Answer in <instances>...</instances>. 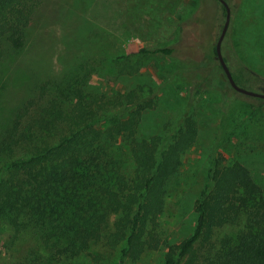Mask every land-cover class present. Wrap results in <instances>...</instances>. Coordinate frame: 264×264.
Segmentation results:
<instances>
[{
	"label": "trees",
	"instance_id": "obj_1",
	"mask_svg": "<svg viewBox=\"0 0 264 264\" xmlns=\"http://www.w3.org/2000/svg\"><path fill=\"white\" fill-rule=\"evenodd\" d=\"M206 1L199 0L204 13ZM212 1L226 18L224 5ZM225 1L234 22L236 8ZM39 5L40 0H0V61L2 40L15 49L23 47L24 30ZM212 51L217 58L216 46ZM173 53V48H155L138 54L173 57ZM234 59L232 67L224 57L236 83L256 82L246 74L253 72L237 54ZM193 69L183 62L174 74L188 83L182 88L186 90L182 97L185 111L192 108L193 114L181 116L169 136L139 133L144 113L162 105L159 96L145 98L138 93L128 102L118 92L109 100L118 97L120 102L105 105L87 93L86 79L99 69L84 54L59 79L40 89L39 97L28 104L31 114H15L12 126L0 137V217L17 234L32 233L37 241L32 251L34 264L87 255L101 240H108V245L123 242V257L137 260L161 240L159 220L180 173L182 156L201 129L194 114L200 98L210 88L221 90L223 113L228 116L225 92L230 89L241 94L230 86L219 61L211 74L214 83L197 80ZM106 71L113 73L112 69ZM259 100L264 110V100ZM131 107L135 109L131 111ZM26 108L29 113L30 106ZM116 144H121L119 150ZM194 214L192 234L168 248L164 264H200L195 254L201 244L209 248L202 264H264V193L243 164L214 153ZM242 225V230L222 237L221 246L216 247V230Z\"/></svg>",
	"mask_w": 264,
	"mask_h": 264
},
{
	"label": "rangeland",
	"instance_id": "obj_2",
	"mask_svg": "<svg viewBox=\"0 0 264 264\" xmlns=\"http://www.w3.org/2000/svg\"><path fill=\"white\" fill-rule=\"evenodd\" d=\"M230 1L237 13L233 22L231 10L222 44L224 57L233 67L237 54L253 72L246 74L257 81L240 87L264 93V0ZM206 3L204 13L199 0H40L24 30L23 47L15 49L8 41H1L0 137L12 126L15 114L32 113L29 102L39 97L48 82L71 69L83 54L99 69L87 77V93L102 99L105 105H117L118 97L114 101L109 98L118 92L128 102L138 93L145 98L159 96L162 105L144 113L139 133L147 137L156 132L171 135L181 116L193 114L192 108L185 111L182 97L186 91L182 88L188 83L175 77V72L187 62L197 70L196 79H204L205 84L213 81L211 74L216 72L218 58L212 50L226 18L214 1ZM155 48H173V57L138 54L142 49ZM107 69L113 73L108 74ZM225 95L230 104L228 116L223 113L221 90L213 88L200 98L194 111L201 129L196 142L182 156L180 173L159 220L161 240L137 260L123 257V242L108 245V240H101L89 254L54 264H164L168 248L179 245L194 230V203L214 153L243 164L264 193L263 103L230 89ZM134 109L131 107V111ZM29 117L24 118L25 124ZM168 122H172L171 127ZM116 147L119 150L121 144ZM113 224L114 219L111 228ZM243 226L216 230V247L221 246L222 237L236 235ZM35 246L37 241L30 231L17 234L0 217V264L36 263L32 255ZM195 256L202 264L209 248L199 245Z\"/></svg>",
	"mask_w": 264,
	"mask_h": 264
},
{
	"label": "water",
	"instance_id": "obj_3",
	"mask_svg": "<svg viewBox=\"0 0 264 264\" xmlns=\"http://www.w3.org/2000/svg\"><path fill=\"white\" fill-rule=\"evenodd\" d=\"M219 2H221V4H223L224 7L226 8V19H225V24H224L223 30H222L220 37H219L217 44H216V54H217L218 61L224 70V73L228 79L230 86L236 92L250 96V97L259 98V99L264 100V93L253 92V91H249V90H246V89L240 87L236 83V81L234 80L232 73H231L230 69L228 68V66L224 60L223 53H222V44H223V41L225 39L226 33L228 31V28H229V24H230V20H231V9L225 0H219Z\"/></svg>",
	"mask_w": 264,
	"mask_h": 264
}]
</instances>
